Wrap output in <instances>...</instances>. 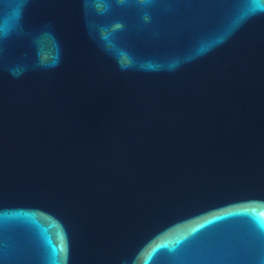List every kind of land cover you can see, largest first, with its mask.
Masks as SVG:
<instances>
[{
	"label": "water",
	"instance_id": "95a60500",
	"mask_svg": "<svg viewBox=\"0 0 264 264\" xmlns=\"http://www.w3.org/2000/svg\"><path fill=\"white\" fill-rule=\"evenodd\" d=\"M0 264H264V0H0Z\"/></svg>",
	"mask_w": 264,
	"mask_h": 264
}]
</instances>
